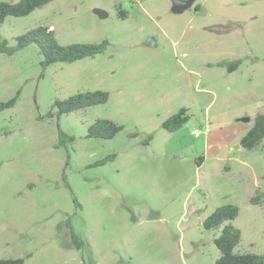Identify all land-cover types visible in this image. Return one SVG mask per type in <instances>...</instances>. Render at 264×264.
Returning a JSON list of instances; mask_svg holds the SVG:
<instances>
[{
    "label": "rangeland",
    "instance_id": "rangeland-1",
    "mask_svg": "<svg viewBox=\"0 0 264 264\" xmlns=\"http://www.w3.org/2000/svg\"><path fill=\"white\" fill-rule=\"evenodd\" d=\"M39 25L61 44L107 45L46 66L34 43L0 53V102L15 97L0 111V258L216 264L224 223L203 222L227 203L238 207L234 251L264 253V138L239 143L264 112V0H194L180 13L171 0H53L7 16L0 37L15 46ZM236 59L233 71L218 65ZM98 89L106 102L67 113L56 104ZM182 107L187 121L163 128ZM101 118L122 130L87 137Z\"/></svg>",
    "mask_w": 264,
    "mask_h": 264
},
{
    "label": "trees",
    "instance_id": "trees-1",
    "mask_svg": "<svg viewBox=\"0 0 264 264\" xmlns=\"http://www.w3.org/2000/svg\"><path fill=\"white\" fill-rule=\"evenodd\" d=\"M53 0H0V24L7 16H25L37 8H41ZM16 45L10 46L5 38L0 37V53L12 54L15 49L34 43L39 48L43 56L42 64L44 66L53 62H73L85 57H92L105 50L107 40L100 42H74L61 44L58 42L54 30L49 26L39 25L26 30L24 33L15 37ZM240 63L239 59L229 62H218V65L227 64L229 71L235 70ZM108 92L104 90L79 91L64 100L57 101L61 112L67 113L83 107H88L106 102ZM15 97L7 101L0 102V111L14 104ZM188 119L186 108L182 107L178 112L170 115L162 121L161 126L168 131H175L182 126ZM122 125L111 119H96L87 128V137L108 139L122 130ZM59 137L73 139V136H65L59 131ZM264 138V112L258 113L253 119V124L240 138V145L251 149L255 147ZM110 155L106 159L113 158ZM100 160L96 164L105 162ZM254 198H251V200ZM238 215L236 204L227 203L216 207L210 215L206 217L203 226L211 229L224 223L214 243L219 250V257L216 264H264V253L257 254L253 252H235L234 248L241 240V232L230 221ZM227 222V223H225ZM73 241L82 245L83 241L72 233ZM24 259L19 258H0V264H23Z\"/></svg>",
    "mask_w": 264,
    "mask_h": 264
},
{
    "label": "water",
    "instance_id": "water-1",
    "mask_svg": "<svg viewBox=\"0 0 264 264\" xmlns=\"http://www.w3.org/2000/svg\"><path fill=\"white\" fill-rule=\"evenodd\" d=\"M194 0H171V11L174 13L183 12L185 9L189 8L193 4ZM94 13L100 17H105L107 12L100 9L94 8ZM248 120V118H246Z\"/></svg>",
    "mask_w": 264,
    "mask_h": 264
},
{
    "label": "built area",
    "instance_id": "built-area-1",
    "mask_svg": "<svg viewBox=\"0 0 264 264\" xmlns=\"http://www.w3.org/2000/svg\"><path fill=\"white\" fill-rule=\"evenodd\" d=\"M194 132H195V133H198V130L195 129Z\"/></svg>",
    "mask_w": 264,
    "mask_h": 264
}]
</instances>
